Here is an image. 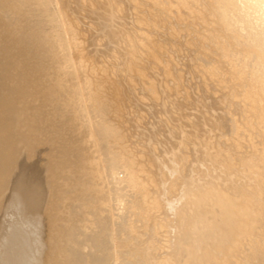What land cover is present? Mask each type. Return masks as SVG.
<instances>
[{
  "label": "bare ground",
  "instance_id": "obj_1",
  "mask_svg": "<svg viewBox=\"0 0 264 264\" xmlns=\"http://www.w3.org/2000/svg\"><path fill=\"white\" fill-rule=\"evenodd\" d=\"M4 1L0 57L8 47L12 52L3 57L16 72L6 87L10 94L0 92V142L13 146L8 151L17 164L0 188V249L10 239L30 264L21 252L28 237L40 246L33 264H83L86 256L96 259L90 248L105 253H99L105 264L125 258L143 264L139 243L155 247L158 240L163 257L149 256L163 258L158 264H264V0ZM25 48L54 66L57 78L59 68V81L51 77L56 85L48 77L51 87H45L30 74L31 58L18 54ZM199 67L211 71L209 81L196 78ZM181 84L183 90L170 94ZM229 86L239 95L225 90ZM191 95L209 145L200 136L190 147L194 131L176 124ZM59 96L66 97L62 105L76 102L78 109L59 133L58 148L44 150L49 158L38 164L45 171L39 180L38 170L28 169L36 164H27L36 152L28 139L45 134L42 139L54 141L61 127L49 125V111ZM244 134L249 143L238 141ZM221 192L228 199L221 201ZM41 199L51 217L61 208L60 227L51 221L61 228L52 236L61 239V258L49 246L48 216L18 212V201L35 209ZM232 205L246 222L236 246L224 249L206 237Z\"/></svg>",
  "mask_w": 264,
  "mask_h": 264
},
{
  "label": "rangeland",
  "instance_id": "obj_2",
  "mask_svg": "<svg viewBox=\"0 0 264 264\" xmlns=\"http://www.w3.org/2000/svg\"><path fill=\"white\" fill-rule=\"evenodd\" d=\"M5 3L6 1H4V0H0V6H1V4H2V6H3V3ZM6 4V3H5ZM195 26H198V25H195ZM197 28V27H196ZM208 30V29H207ZM20 33H22V34H19V36H21V35H24L23 34V32H20ZM183 35H186V34H183ZM182 35V36H183ZM16 38H18V37H16ZM44 38V41H46V39H45V36L43 37ZM43 38L42 37H40L39 39L40 40H42L43 41ZM182 39H185V36L184 37H182ZM196 48H197V45H196ZM23 50H26V52L25 51H23ZM9 51V52H8ZM20 51H22L23 52V54L22 53H20ZM19 52H18V54H19V56L21 57V59L24 61H27V62H30V60H28L29 58H31V62H30V64H29V67H28V70H30L29 72H30V74L31 75H33V76H37V74H38V76H40L39 77V79L41 80V81H43V83L45 82V84H47L45 87H51V84H48L49 83V80L50 79H52L51 77H55V78H57V76H56V74L54 73V66H53V68H52V65H50L48 62H45V61H41V60H37L36 58V56L35 55H32V53L27 49V48H25V49H22V50H20ZM10 52H12V51H10V49H8V47H7V49H5L3 52H2V55H1V57H0V81L2 82H0V86H1V84H3V87L1 86L0 88L3 90V88H4V91H5V93H4V91H1V89H0V92L1 93H3V94H6V90L8 91V94H10V91H9V89H7L6 87H8L9 86V81H10V85H12L11 84V82H12V80H13V78H14V73L16 72H14L13 70L14 69H10V64L6 61L7 60V56L4 58L3 56L4 55H6V54H9ZM30 54V55H29ZM35 54V53H34ZM208 55V58L210 59V60H214L215 58H216V53L213 51V50H208V53H207ZM10 55V54H9ZM26 55V56H25ZM25 56V57H24ZM22 57H24V58H22ZM29 57V58H28ZM35 57V58H34ZM44 62L46 63V64H48V65H46L45 64V67H44ZM38 64V65H37ZM30 65H32V66H30ZM35 66H36V68H35ZM6 67H9L8 68V70L9 71H7L6 69ZM38 67V68H37ZM44 67V68H43ZM41 68V69H40ZM43 68V69H42ZM52 70H51V69ZM58 68V67H57ZM46 69H47V71H46ZM195 70H196V78L198 79V80H200V81H205V80H207L208 79V81H209V79H210V77H211V71H207V70H205V69H203V67H199V68H194ZM37 70H40V71H38V72H36ZM56 70H59V68L58 69H56V67H55V72H59V75H58V78L60 77V75H61V73H60V71H56ZM152 70H155V67H152ZM194 70V71H195ZM6 71V72H5ZM43 71H44V73H43ZM46 71V72H45ZM52 71V72H51ZM9 72V73H8ZM13 72V73H12ZM34 72V73H33ZM35 72H36V74H35ZM39 72L41 73L40 75H39ZM8 73V74H7ZM46 73V74H45ZM47 73H48V75H47ZM10 74H12L13 76H11ZM47 75V76H46ZM55 75V76H54ZM45 77V78H44ZM50 79H49V78ZM54 78V79H55ZM58 78H57V80H58ZM160 78H162V75H160ZM37 80H38V77L36 78ZM54 79H52L53 81H55V82H53L52 80V86H54V85H56V81L57 80H54ZM47 80V81H46ZM59 81V80H58ZM7 82V86L6 85H4L5 83ZM58 83V82H57ZM230 88V86L228 87V88H226L225 90H228ZM178 90V89H180V90H183V85L181 84V86L180 85H173V87H172V89H171V93L170 94H173V92L175 91V90ZM34 91H36L37 93H38V91H39V93H41L40 92V90H37V87H36V85H35V88H34ZM49 91V94L51 93V94H53L52 92H50L51 90H48ZM167 92L166 91V89H162V92ZM229 91V93H232V94H237V95H239V91L238 90H235V91H233V89L232 88H230V90H228ZM180 92V91H179ZM61 93V92H60ZM178 93V92H177ZM183 93H184V91H183ZM22 94H19V95H17V100H18V96H19V101L17 102V100H16V102L17 103H19V102H21L22 101V96H21ZM175 96V95H174ZM53 97V96H52ZM201 97V96H200ZM60 98V100H58ZM66 98V97H65ZM64 97H58V99L56 98V100H55V103H54V107L52 106V108L50 109V111H49V115H51L52 117H50V123H49V125H51L52 127L54 126V127H56V126H58V127H61L60 128V130H57L56 132L59 134H61L62 135V133L65 131L64 129H66L67 128V126L66 125H68L69 123L68 122H71L72 120L70 119V121H68L67 122V119L69 120V118L71 117V115H73V114H71L72 112H73V110H75L74 109V107H76V106H78L77 104H76V102H73V103H67L66 104V106H65V104H63L62 105V101H64V99H65ZM196 98V96H190L189 97V101H188V104L186 105L187 106V108H183V110L179 113V115H178V118L176 119V124H180V125H186V124H188L189 125V127H191L192 128V130L194 131L193 132V136H192V138L190 139V141H189V144H190V147L191 146H193L194 144H195V142H197V140H198V138L200 137V136H202V137H204L205 139H206V144L207 145H209L210 143H211V139L209 138V137H207V136H204V131H203V129L202 128H200L199 126H198V123H199V119H197L196 117H195V110L192 108L194 105H195V99ZM201 98H206V96H203V97H201ZM21 100V101H20ZM62 100V101H61ZM57 101H58V103L60 102L61 103V105H62V107H61V105H59L58 103H57ZM194 101V102H193ZM75 103V104H74ZM193 103V104H192ZM43 104H45V102L43 103ZM55 105H57V107H59V108H55ZM59 105V106H58ZM72 105H73V107H72ZM44 106V105H43ZM77 108V107H76ZM65 109H67V110H65ZM78 109V108H77ZM241 108H238V110L239 111H241L240 110ZM57 110H58V112H57ZM64 110V111H63ZM70 110V111H69ZM52 111H53V114H50V113H52ZM56 111V112H55ZM54 112H55V116H57V118L54 116ZM70 114H69V113ZM58 113V114H57ZM61 113V114H60ZM69 115H68V114ZM60 115V116H59ZM59 116V117H58ZM61 116H63L62 118H61ZM83 116V115H82ZM65 117V119H63ZM55 118V119H54ZM62 120H61V119ZM58 119V121H56ZM63 121V122H62ZM54 122V123H53ZM59 122V123H58ZM55 123H58L57 125L55 124ZM47 124V123H46ZM45 123H43L42 125H46ZM65 126V127H64ZM0 131L2 132H0L1 134V137H0V139H2V137H3V133H4V130L3 129H1L0 128ZM56 134V133H55ZM53 135L51 138L53 139L54 137H55V139L56 140H58L57 138H59L60 140H58V141H56L55 139H54V141H52V140H47V139H42V138H46V135L45 134H39V135H34V136H32L31 138H29L28 140V142H29V144H30V141H32L31 143V145H33V146H36V152H35V154H33V156L35 155L36 156V158H34L33 156H31V157H33V158H31L32 160H27V164H29V163H31V164H34L35 163V161H36V164H34V167H33V165H32V167H30L29 165H31V164H29L28 166H29V170H32V169H34V172H33V175H35V172H37L36 170H38V172L39 173H37V175L35 176V177H39L40 176V178H38L39 180H41V179H43L44 178V176L43 175H45V173L43 174V167H41V166H39L38 164L40 163V161L43 163V165H44V163H46L45 161H46V159L45 158H47V160H48V156H46L45 157V153H44V150L45 149H47V148H52V150H53V148H54V146H55V148H54V150L56 149V148H58V147H56V146H58L59 144H60V142H61V138H62V136L59 134H56V135ZM257 134H258V132H257ZM47 136H48V131H47ZM57 136V137H56ZM175 135H172L171 137H174ZM34 137V138H33ZM247 138H249V136H247V135H243V136H241L239 139H238V141H240V142H243L244 144H245V142L246 143H249V141H248V139ZM45 140V141H44ZM235 138L234 137H230V144L231 143H233V142H235ZM57 142H58V144H57ZM84 141H82V143H80L81 145H84V143H83ZM1 144H0V151H1V154L4 156V159H3V161H4V163H2V161L0 162L1 164H0V173L2 174H0V181H1V184H0V188L2 189V187H3V182H5L6 181V179L7 178H10V174H11V171L13 172V171H15V169H16V164H14V162L12 161V160H10V154L9 153H11V152H9V151H12L11 149L13 148V146H11V145H9L8 147L6 146L7 144H4V143H2V142H0ZM242 143V144H243ZM256 143H258V144H260V143H262V141L261 140H256ZM47 145V146H46ZM5 147L4 149L2 148V147ZM29 146V145H28ZM39 146V147H38ZM228 147V149H230V147L229 146H227ZM2 148V149H1ZM7 149V150H6ZM8 149H9V151H8ZM5 150V151H4ZM13 150H15V147H14V149ZM8 151V152H7ZM7 153V154H6ZM43 153V154H42ZM8 155V156H7ZM5 156H6V158H5ZM44 158V159H43ZM250 158V156H248V158L247 159H249ZM36 159V160H35ZM35 160V161H34ZM45 160V161H44ZM11 161V162H10ZM31 161H33V162H31ZM6 163V164H5ZM42 163L40 164V165H42ZM5 165V167H3ZM11 165V166H10ZM15 167H14V166ZM36 165H38V166H36ZM42 165V166H43ZM252 166H257V164H254V165H252ZM14 168V169H13ZM36 168V169H35ZM39 168H40V170H39ZM8 169H12L11 171L10 170H8ZM27 168H26V170L27 171H29ZM83 169H85V171H83ZM7 170H8V172H7ZM43 170V171H42ZM122 171V169H119L118 171L121 173V171ZM33 171V170H32ZM41 171V172H40ZM145 171H147V170H145ZM9 172H10V174H9ZM45 172V171H44ZM83 172V174H81ZM84 172H86V174L88 173V170H87V168H82V170H81V172L79 173V175H80V177H83V175H84V177H85V173ZM41 176H43V177H41ZM4 179H3V178ZM37 179V180H38ZM61 180H59L57 183L58 184H61V182H60ZM56 186V185H55ZM60 187V186H59ZM60 189H61V187H60ZM1 191V190H0ZM81 196H85V194L83 193V195H81ZM221 198H222V200L221 201H225L226 199H228V195H226L225 194V192H221ZM48 200V199H47ZM43 201H45V200H43ZM83 202H85L86 203V201H84V199L82 200ZM40 202H42V199H41V201ZM0 203H1V201H0ZM45 203V204H44ZM87 203H88V200H87ZM44 204V205H43ZM234 204V203H233ZM41 205L42 206H40V205H38V207H37V205H36V207L37 208H33V207H35L34 205H25L24 203H22V202H20V201H18L17 202V206H18V212L20 213L21 212V214H25V215H31V216H34V217H36V218H40V219H42L44 216H48V219L46 220V221H44V222H46L45 223V226H47V227H49V231H48V233L47 234H50V235H48V236H50L51 237V240L49 241V246L51 247V246H53V252H56L57 253V255H59V258H61V256H62V254H61V256H60V253H62V250H61V239H59L58 238V240H57V238H55V239H53V234L55 233V232H59V234L61 235V228H57V229H54L55 227H54V225H53V223H51V221H57V223H58V227H60V225H61V208L59 209V212H58V214L56 213L55 215H52V217H51V214H50V207H45V205H46V202H42L41 203ZM97 205V204H96ZM66 206L67 205H64L63 206V211L65 212L66 211ZM98 206V205H97ZM233 207L232 208H230V209H228L226 212H225V214H224V218H225V220L221 223V225L219 226V227H217L216 229H214V231L212 232V234H210V235H208L207 237H206V240L209 242V243H211L212 245L214 244V245H219V246H221V247H223L224 249L225 248H227V249H231V248H233V247H235L236 246V244H237V242L240 240V236H239V233H240V229L238 228V227H240V225H242V223L243 222H246V220L245 219H243V218H239L238 219V215L236 214V212L233 210V208L235 207V205H232ZM2 205L0 204V211H3V210H1L2 209ZM95 207V206H94ZM89 208L90 209V211L89 210H87L88 211V213H92L93 211L94 212H96V208H98V207H95V208ZM32 208H33V210H32ZM39 208V209H38ZM91 209H93V210H91ZM20 210V211H19ZM43 210V211H42ZM31 211H32V213H31ZM29 212V213H28ZM45 213V214H44ZM204 213H207L206 211L204 212ZM42 214V215H41ZM62 214H64V217H66V214L65 213H62ZM0 215H2V213L0 212ZM56 217V218H55ZM86 217V216H85ZM59 218V219H58ZM60 221V222H59ZM94 221H96V218H94ZM52 225H53V228H52ZM132 229H134V228H136V227H132V225L130 226ZM129 227V228H130ZM130 228V229H131ZM51 229V230H50ZM55 231V232H54ZM52 232V233H51ZM63 232V231H62ZM141 237H143L142 235H140ZM139 235L137 236L136 234L134 235V237H139V239L141 240V239H143V238H146L145 236L143 237V238H141ZM147 236V235H146ZM28 238V237H27ZM25 239L24 240V247L26 246L27 247V249L26 248H24V247H22V249H21V252L22 253H25L26 252V254L28 255V259H29V261H30V264H33L34 263V260H35V255L37 254V252L40 250V246L39 245H37L36 243H34V241H33V239L31 238V239ZM53 239V240H52ZM157 241V243H155ZM154 240L153 242H154V244H156V249H155V247H153V245H151V242H149L148 241V243H150V244H148L147 243V241L145 240V241H139L140 243L139 244H141L140 245V247L143 249H141L142 250V254H140L141 256H143V257H145L144 259H146V260H142L143 261V264H149L151 261H152V264L154 263V264H158V262L160 261V259H163V258H160V257H158V256H161V253H159L160 251H161V249H159L160 248V245L158 244L160 241H158V240ZM10 242V243H9ZM69 242H70V240H69ZM2 243V245H3V248L2 249H0V264H29L27 261H25L24 259H23V257L20 255V253H19V251L14 247V242L13 241H11L10 239H6V241H4V242H1ZM7 245H6V244ZM131 243H133V242H131ZM55 244V245H54ZM32 245V246H31ZM35 245V246H34ZM128 245H132V244H129V242L125 245L126 247H123V249H125V251L123 250V252H124V255H123V257H125L127 254H128V250L126 249V248H128L127 246ZM150 245V246H149ZM69 247H71V248H74V246H73V244H70V246ZM144 247H150L149 248V250H148V252H146V250H144V249H146V248H144ZM88 249V248H87ZM25 252H24V251ZM37 250V251H36ZM91 250H93V248H90L89 249V251H90V253H92L95 257H96V259H92V258H89L88 259V256H86L87 257V259H85L84 260V262H83V264H91L92 262V264H99V263H101V264H105V255L103 256V258H102V256L100 255V254H105L104 252H102L101 251V253H100V251H98V253H96L97 251L94 249L92 252H91ZM99 250H100V248H99ZM157 250L159 251V252H157ZM88 250H86V252H87ZM88 251V252H89ZM29 252V253H28ZM126 252V253H125ZM144 252H145V254L147 255V257L145 256V254H144ZM33 253V254H32ZM100 253V254H99ZM157 253H159V255L158 256H154V257H151V259L152 260H149V256H153V255H151V254H154V255H157ZM97 254H99V256H97ZM101 256V257H100ZM85 257V258H86ZM98 257H100V261L99 260H97L98 259ZM158 257V258H157ZM161 257H163V256H161ZM102 258V259H101ZM148 258V259H147ZM154 258H157L155 261H154ZM159 259V260H158ZM87 260H88V262H87ZM91 260V261H90ZM95 260L97 261V262H95ZM124 260V259H123ZM99 261V262H98ZM105 261V262H104ZM133 260H131V258H125V261H121V264H123V263H127V264H130V262H132ZM87 262V263H86ZM91 262V263H90ZM110 264H116L117 262H114V260H111L110 262H109ZM133 263V262H132ZM59 264H61V263H59ZM73 264H74V261H73ZM151 264V263H150Z\"/></svg>",
  "mask_w": 264,
  "mask_h": 264
}]
</instances>
